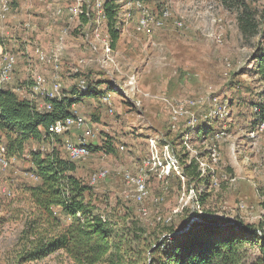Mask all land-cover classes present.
<instances>
[{"label": "rangeland", "instance_id": "rangeland-1", "mask_svg": "<svg viewBox=\"0 0 264 264\" xmlns=\"http://www.w3.org/2000/svg\"><path fill=\"white\" fill-rule=\"evenodd\" d=\"M114 1L119 8L118 23L123 26L112 49L113 63L104 62L102 43L93 38L90 23H83L79 16L53 15L56 8L67 9L77 0H51L56 8L45 17L46 31L43 17H23L15 24L6 19L5 39L16 40L7 51L16 57L8 86L26 92L19 96L28 98L33 77L41 75L48 85L58 77L60 97L81 90L80 79L86 81L87 89L105 91L107 84L117 89L103 96L100 92L85 95L72 111L86 121L94 134L88 141L94 146L93 153L75 162L76 175L88 184L92 174L108 171L105 180L90 186L100 211L119 218L120 229L141 228L148 244L163 245L168 239L169 245L187 217L190 222L215 219L237 227L256 226L264 214V130L251 122L250 103H264V84L248 71L255 49L264 40V0H152L149 7L154 17L166 7L170 18L163 28L147 31H137L139 15L134 8H127L130 0ZM16 7H12V15L19 14ZM88 9L92 12L90 6ZM240 16L249 17L256 30L243 34ZM176 21L182 27L178 28ZM63 30L68 34L61 38ZM106 33L104 21L102 38ZM213 34L221 35V44L207 37ZM90 43L96 44V50ZM37 48L51 59L49 64L38 61ZM53 56L58 60L57 70ZM132 78L135 85L129 86ZM188 100L199 103L188 109L187 115L171 119L173 108ZM33 102L43 109L42 98ZM213 104L223 110L222 118L209 119ZM80 135V130L73 129L51 147L30 142L21 158L7 159L5 166L0 165V217L7 219L0 226V264H16L22 248L23 220L13 218L7 205L21 186L36 183L30 153L54 147L64 154L63 143H75ZM166 147L179 166V176L172 171L166 184L157 176L161 168L150 163L145 169L148 196L137 204L134 188L125 182L124 174L136 175L142 163L151 158L152 150L160 153ZM192 159L198 165L200 178H208L207 184L188 182L183 177L182 169ZM200 196L205 197L203 204L198 202ZM142 209L147 216L142 215ZM170 227L176 232L168 234ZM146 251V246L133 249L125 264L160 261L159 255L152 258ZM258 256L252 248L247 259L251 262ZM24 264L72 263L58 252Z\"/></svg>", "mask_w": 264, "mask_h": 264}, {"label": "trees", "instance_id": "trees-1", "mask_svg": "<svg viewBox=\"0 0 264 264\" xmlns=\"http://www.w3.org/2000/svg\"><path fill=\"white\" fill-rule=\"evenodd\" d=\"M103 8L106 34L114 49L123 26L118 23L119 8L114 0H106ZM93 17L94 11L90 12L91 21ZM79 18L88 23L84 15ZM239 21L243 34L256 30L249 17L240 16ZM251 63L248 73L258 76L259 82L264 84V40L255 49ZM106 87L105 91H97L85 86L83 90L72 92L71 96L64 95L52 101L48 111L21 98L8 84L0 88V146L5 148L6 158H21L30 142L50 144L48 129L71 116L73 106L83 96L117 92L110 84ZM250 106L251 122L257 125L264 117V103L251 102ZM59 140L57 137L55 142ZM87 148L93 153V145L89 144ZM30 157L38 181L21 186L7 205L13 218L23 220L22 248L16 264L43 260L58 252L64 253L72 264H125L129 252L141 246L147 247L146 252L152 258L159 255L162 260L159 264H264V214L254 227L201 219L183 231L191 221L187 217L180 228L183 232L175 235L169 245H166L168 239L163 245H150L147 237L143 238V229L136 231L135 227L129 226L124 231L119 228V218L100 211L93 188L76 175L75 162L69 161L65 153L53 147L51 151H32ZM182 175L188 182L208 183L207 177L200 178L194 159L184 166ZM8 198H11L10 194ZM204 201L205 197L200 196L199 204ZM193 215L198 217L197 212ZM6 220L4 216L0 217V226ZM168 230V234L176 232L172 227ZM252 248L259 256L250 262L247 256Z\"/></svg>", "mask_w": 264, "mask_h": 264}, {"label": "built area", "instance_id": "built-area-1", "mask_svg": "<svg viewBox=\"0 0 264 264\" xmlns=\"http://www.w3.org/2000/svg\"><path fill=\"white\" fill-rule=\"evenodd\" d=\"M39 1L42 2V0ZM82 1L83 0H77V3L75 5H72L67 9H62L61 7H58L55 9L53 15L56 16L57 18L63 16L80 17V15H84L88 19V23L91 24V28L93 27L92 28L93 38L96 41L102 43V54L104 57V62L106 64L108 61L113 63L112 60L113 51L110 46L109 38L107 34H105L103 38L101 35V23L104 22L106 17L103 8L105 0H94L93 3H91V1L88 0H85L84 2ZM151 1L152 0H130V3L126 4L128 9L134 8L138 12L139 16L136 25L137 31H147L150 28H157V29L163 28L165 21L170 18V11L166 7H164L160 11V15L157 18L154 17L153 12L149 7V3ZM85 4L91 7L92 12L94 11V17L92 21L90 18V11L89 9L87 10L89 6H86ZM11 10H12L11 0H0V33L4 29V22L8 17V15L11 13ZM220 22L221 20H218V23ZM175 25L178 28H180L182 27L183 24L181 22L176 21ZM61 34H62L61 38H63L68 34L67 30H63ZM213 35L214 36L208 35L207 37H210L217 44H221L222 43L221 35L220 34L218 35L213 34ZM90 46L92 47V49L96 50L95 43H90ZM35 53L37 54V58L40 63L43 64L50 63L51 59L46 57L38 48L35 50ZM52 63L54 69L57 70L59 65L56 56H53ZM15 65H16V57L14 55L4 54L1 56L0 88L9 84L10 81L12 80V75L15 69ZM85 84H86L85 80L80 79L78 81L79 89L83 90L85 88ZM134 85H135V80L132 78L129 81V86H134ZM61 88L62 86L58 77H54V80L51 82L50 85H48L46 79L43 76L35 75L33 77V84L29 89L28 100L33 102L37 97L42 98L45 101L43 110L48 111L51 109L50 103L54 100L59 99ZM198 103H199L198 101H194V100L179 102V104H177V107L175 109L173 108L172 110L171 119L176 120L180 116L187 115L188 109L197 106ZM216 107H217L216 104H213V106L210 108V112L208 115L209 119L222 118L223 110L219 108L217 109ZM257 127L261 131L264 130V117L258 122ZM73 129L80 130L81 135L77 138V141L75 143L70 141L64 142L62 149L65 155L67 156V158L69 159V161L72 162L83 161L91 155V152L88 150L87 146L89 145L88 141L94 137V134L91 128L87 125L86 121L83 118H81L79 115H77V113L74 111H72L71 116H68L59 122H56L48 129L50 144H48L47 146L48 147L53 146L57 137H61ZM49 151H51V149H49ZM7 161L8 160L5 156V148L3 146H0V165L5 166L7 164ZM150 163H152L153 166H157L161 168V171L157 176L161 179H165L166 184H167V177L171 174L172 171H174L177 174V176H179L178 173L179 166L175 163L174 157L169 153L167 147L164 148L162 151H160V153L156 149L152 150L151 158H149V160L142 163L136 175H132L130 173L124 174L125 182L134 188L133 199L137 204H142L148 196L145 169L150 165ZM107 176H108V171L100 170L99 172H96L90 176L89 184L95 185L97 182L105 180ZM181 179H183L182 176ZM33 180L37 182L38 178L35 175H33ZM141 213L143 216H147V212L144 209L141 210ZM169 221L170 219L166 220V222Z\"/></svg>", "mask_w": 264, "mask_h": 264}, {"label": "crops", "instance_id": "crops-1", "mask_svg": "<svg viewBox=\"0 0 264 264\" xmlns=\"http://www.w3.org/2000/svg\"><path fill=\"white\" fill-rule=\"evenodd\" d=\"M11 1L13 2L12 7L15 8L17 6L16 11L19 12V14L12 15L13 12L12 11L6 18L7 20L8 19L11 20L13 24H15V22H19V20H21L23 17L24 18L28 17V19H33V20H36L41 17L45 18L48 12H53V9L56 8V6H54L55 4L51 3V0H43L42 2L41 1L39 2V0H11ZM37 12L39 13L38 15ZM12 27H14V25H12ZM47 27H48V20L45 18L43 30L46 31L48 29ZM7 35L8 32L6 31V28L4 26L3 31L0 33V60L2 55L7 54V51L10 49L12 42L14 41L16 42V40L11 38L10 40L9 38L5 39ZM13 90L16 93H18V95L22 93H26V92H20V90L16 88Z\"/></svg>", "mask_w": 264, "mask_h": 264}, {"label": "water", "instance_id": "water-1", "mask_svg": "<svg viewBox=\"0 0 264 264\" xmlns=\"http://www.w3.org/2000/svg\"><path fill=\"white\" fill-rule=\"evenodd\" d=\"M194 222V221H193ZM192 224V222H190L184 229H183V231H185V230H187L189 227H190V225ZM183 231H180V232H178L177 234H180V233H182Z\"/></svg>", "mask_w": 264, "mask_h": 264}]
</instances>
